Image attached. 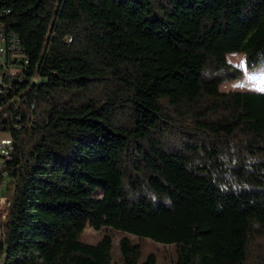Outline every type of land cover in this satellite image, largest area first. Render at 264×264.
<instances>
[{
	"label": "trees",
	"instance_id": "obj_1",
	"mask_svg": "<svg viewBox=\"0 0 264 264\" xmlns=\"http://www.w3.org/2000/svg\"><path fill=\"white\" fill-rule=\"evenodd\" d=\"M0 26V264H112L113 231L121 264H264V92L221 91L229 55L264 65V0H0Z\"/></svg>",
	"mask_w": 264,
	"mask_h": 264
},
{
	"label": "rangeland",
	"instance_id": "obj_2",
	"mask_svg": "<svg viewBox=\"0 0 264 264\" xmlns=\"http://www.w3.org/2000/svg\"><path fill=\"white\" fill-rule=\"evenodd\" d=\"M228 62L236 68L243 71V77L235 82L223 85L221 87L222 92L238 91V92H264V65L260 68L250 71L246 67L245 59L243 55H229ZM7 178L3 179L0 184V198L2 206L6 202L7 198V186L9 184ZM106 234L104 230L96 231L93 229H86L82 234L81 239L87 243L95 244L99 242ZM113 238L112 248V264H121V253L119 249V241L122 237L117 232L109 233ZM135 243H138L137 238L130 237ZM142 246V256L139 260V264H144L150 255L156 257V264H174L176 259V253L173 246H164L156 244L149 240H143L139 242Z\"/></svg>",
	"mask_w": 264,
	"mask_h": 264
},
{
	"label": "built area",
	"instance_id": "obj_3",
	"mask_svg": "<svg viewBox=\"0 0 264 264\" xmlns=\"http://www.w3.org/2000/svg\"><path fill=\"white\" fill-rule=\"evenodd\" d=\"M11 34H7L0 26V96L5 93L11 83L8 80L15 78L21 63H19L18 49L11 43ZM12 141L9 137L0 134V173L3 163L9 158ZM1 189V188H0Z\"/></svg>",
	"mask_w": 264,
	"mask_h": 264
},
{
	"label": "bare ground",
	"instance_id": "obj_4",
	"mask_svg": "<svg viewBox=\"0 0 264 264\" xmlns=\"http://www.w3.org/2000/svg\"><path fill=\"white\" fill-rule=\"evenodd\" d=\"M11 43L13 45H16L17 49L19 50V40L17 37H15L14 35L11 34ZM1 263V262H0Z\"/></svg>",
	"mask_w": 264,
	"mask_h": 264
}]
</instances>
